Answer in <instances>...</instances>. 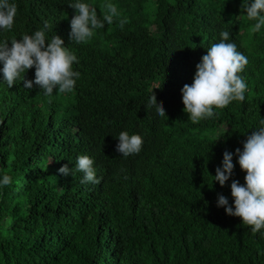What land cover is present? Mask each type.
Instances as JSON below:
<instances>
[{
  "label": "trees",
  "instance_id": "16d2710c",
  "mask_svg": "<svg viewBox=\"0 0 264 264\" xmlns=\"http://www.w3.org/2000/svg\"><path fill=\"white\" fill-rule=\"evenodd\" d=\"M14 2V27L0 39L47 21L46 36L63 38L81 75L51 98L0 82V170L12 177L0 188V264H264V235L216 205L217 194L232 204L231 179L244 183L236 156L224 186L212 177L264 117V27L252 31L243 0H111L123 28L106 22L81 44L69 40L72 0ZM85 2L106 10L107 0ZM221 31L248 58L245 100L193 124L181 88ZM121 131L142 137L139 153L116 151ZM79 155L94 158L99 184L58 172Z\"/></svg>",
  "mask_w": 264,
  "mask_h": 264
},
{
  "label": "clouds",
  "instance_id": "9594fccd",
  "mask_svg": "<svg viewBox=\"0 0 264 264\" xmlns=\"http://www.w3.org/2000/svg\"><path fill=\"white\" fill-rule=\"evenodd\" d=\"M242 4L247 18L255 21L251 25L252 31L259 32L264 27V0H243ZM69 7L74 9L69 40L76 44L89 41L106 22L111 24L116 19L121 28L127 22V18L121 17L120 10L111 0L104 4L106 10L102 16L85 0H72ZM16 15L14 0H0V31L11 30ZM47 29L48 23L45 21L41 28L31 34L25 33L11 40L0 39V82H6L9 88L17 81H23L25 89H32L36 85L49 98L54 89L56 94L74 91L81 75L73 67L74 62L79 63L78 57L59 35L47 37ZM220 37V41L208 47L206 54L196 64L192 83L181 88L183 112L193 124L218 114L215 109L224 108L233 101L245 100L248 85L241 73L248 64V58L229 39L228 31H221ZM33 67L34 79H25V74ZM149 103L155 106L158 116H166L163 106L157 103L152 94ZM253 129L242 149L236 148L234 153L227 150L223 152L221 164L216 167L215 176L212 177L214 182L224 186L233 176V156H236V163L246 173L244 183L231 179L232 204H229L226 196L217 194L216 205L222 207L227 215L239 217L242 224L250 226L253 233L264 235V231H261L264 229V117L260 116ZM117 140L116 151L123 157L141 151L142 137L139 134L121 131ZM76 171L83 173L80 180L82 184L101 182L93 157L79 155L73 168L63 165L58 169L65 176H73ZM11 182L12 177L0 170V188Z\"/></svg>",
  "mask_w": 264,
  "mask_h": 264
}]
</instances>
